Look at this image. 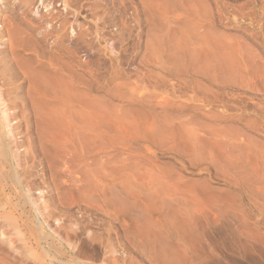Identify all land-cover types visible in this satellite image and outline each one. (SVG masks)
Segmentation results:
<instances>
[{
  "label": "rangeland",
  "instance_id": "1",
  "mask_svg": "<svg viewBox=\"0 0 264 264\" xmlns=\"http://www.w3.org/2000/svg\"><path fill=\"white\" fill-rule=\"evenodd\" d=\"M64 1L30 17L41 60L72 67L53 132L32 109H0V264H153L130 241L137 213L163 220L145 202L155 176L187 224V264H264V196L247 167L242 186L225 175V146L264 157V0H69L68 17ZM196 34L233 69L215 73ZM19 77L0 81L3 102L29 100ZM123 185L142 190L127 216L104 202Z\"/></svg>",
  "mask_w": 264,
  "mask_h": 264
},
{
  "label": "bare ground",
  "instance_id": "2",
  "mask_svg": "<svg viewBox=\"0 0 264 264\" xmlns=\"http://www.w3.org/2000/svg\"><path fill=\"white\" fill-rule=\"evenodd\" d=\"M68 1L69 0H65L62 3L64 16L71 13V2L69 3ZM45 3V0H0V81L3 80V85L6 84L7 86L8 79L6 77L13 76L16 78V76H20V79L22 76L25 82L20 85L18 89L23 90V88H25L29 99L28 101L24 100L21 104H7V102L5 103L0 99V109L6 108L9 105H14V108L20 106V108L32 109L36 111L38 115H41H39V117L48 120H45V124L42 123L44 126L46 124L49 126L48 124H51V122L54 124L56 119L59 118L58 115L60 111L58 112V109L60 108H58V106L62 102L61 98L63 96H68L67 94L71 91L73 77L71 63L68 62L64 65L66 73L62 76V73H60L56 66V57L49 58L50 62L48 64L41 60L44 58V55L42 53L43 49L41 47L39 48V45L40 41L43 39L40 40V34L36 33L37 25L30 17L33 13L39 14V12L43 10L46 12V17H51V14L55 12V6L53 3ZM65 23V26L70 28V21H66ZM68 37L70 38L71 36ZM195 37L202 45L200 53H203L206 58L208 57L210 61L215 63L213 68L215 73L216 71L222 72L225 69H233L234 65L232 62L226 60V58H222L217 52L218 48L220 50V47H218L219 44L207 43L204 36L199 34H196ZM36 47L41 49L42 52ZM203 48L206 50H203ZM186 52L190 61H194L197 56H200L196 50L187 48L185 53ZM67 54L71 57L70 49H68ZM197 59L198 58H196V60ZM209 71H211V69L207 70V72L205 71V74L210 73ZM9 82H11V80ZM4 86L0 87V94L6 89H3ZM49 127L51 129L52 126L50 125ZM44 128V131L47 132L48 127L47 129L46 127ZM48 132L44 134L48 135ZM183 134L193 151L192 154L199 155L200 150L196 135L193 132L187 131H183ZM225 147H229L233 151L225 161L228 168V170L225 169L228 172L227 174L225 173V175L227 176L229 171H234L236 174L233 172L229 174L234 177V179L232 177L231 181L233 180L232 182L234 185L242 186L245 183L246 174L242 171L236 172V169L237 167H247L250 170L251 183H253L255 189L260 192L259 194L264 196V176H260L257 169L259 164H261L264 169V157H251L247 149L237 144ZM150 183H153V188L150 190L146 188L148 193L145 195V202L152 206L153 211H161L163 220L162 222L160 221V223H156L155 221L148 220V218L144 216V213L140 212L134 215L133 223L137 235L132 237L130 243L140 254L143 256L148 255L152 259L151 262H153V264H187L189 262L187 255L188 248L183 243V233L187 224L186 222L184 223V220H174L179 216L178 211L173 209L169 201L165 199L166 191L168 190L163 177H151ZM123 187H125L123 191L111 189L110 195L108 197L106 196V201L104 202L108 203V206L110 205L113 208H120V212L123 213V216H127L132 212L131 209L138 206V199L135 198L134 194L139 195V192L142 190H131L128 185H123ZM186 213L188 214V212Z\"/></svg>",
  "mask_w": 264,
  "mask_h": 264
}]
</instances>
